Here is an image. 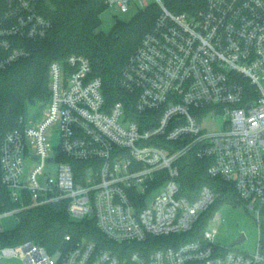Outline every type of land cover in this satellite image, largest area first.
<instances>
[{
  "label": "built area",
  "instance_id": "1",
  "mask_svg": "<svg viewBox=\"0 0 264 264\" xmlns=\"http://www.w3.org/2000/svg\"><path fill=\"white\" fill-rule=\"evenodd\" d=\"M155 2L161 13L121 73L127 98L109 102L90 58L73 52L49 64L45 117L0 139V187L18 204L0 217L66 199L71 219H94L110 244L66 235L72 244L57 258L33 241L0 244V260L264 264L261 242L254 253L223 246L208 226L201 236L184 238L217 193L206 184L198 191L184 187L180 165L191 150L210 159L208 174L233 182L243 203L262 216L264 0H206L192 12ZM38 3L0 0V71L49 32ZM109 3L126 12L131 0ZM149 4L138 0L141 8ZM219 115L223 128L209 132L205 122ZM218 211L212 219L221 218Z\"/></svg>",
  "mask_w": 264,
  "mask_h": 264
},
{
  "label": "trees",
  "instance_id": "2",
  "mask_svg": "<svg viewBox=\"0 0 264 264\" xmlns=\"http://www.w3.org/2000/svg\"><path fill=\"white\" fill-rule=\"evenodd\" d=\"M38 2L40 10L51 21V28L43 38L29 42L28 55L0 71V139L8 131L25 125L29 103H48L49 64L73 52L90 58L93 74L102 79L104 94L109 102L127 98L128 93L120 82L122 70L143 37L154 27L161 13V7L153 1L145 8H140L128 21L117 19L110 31L105 32L101 30V15L109 7V0ZM164 2L174 12H192L206 4V0ZM210 164V159L197 158L193 150L180 163L184 187L190 191H198L206 184L217 193L215 201L202 214L194 230L185 235L186 239L201 236L209 221L223 205L243 203L233 182L208 174ZM0 188V211L18 207L8 196L6 186ZM16 215V226L0 231V244L3 246L33 241L45 246L51 253L60 254L72 244L65 239L66 235H70L73 241L86 238L95 240L100 246L110 244L94 219H71L66 199L29 206L18 211ZM262 217L261 251L264 253V210ZM155 239L150 237L149 240L151 242Z\"/></svg>",
  "mask_w": 264,
  "mask_h": 264
},
{
  "label": "rangeland",
  "instance_id": "3",
  "mask_svg": "<svg viewBox=\"0 0 264 264\" xmlns=\"http://www.w3.org/2000/svg\"><path fill=\"white\" fill-rule=\"evenodd\" d=\"M153 1L155 0H148L149 3ZM140 8L141 6L138 5V0H131L129 11L126 12L122 11L117 3L109 5L101 15V30L109 32L117 19L128 21ZM47 107V103L45 105L29 103L25 114L26 124H31L38 119L44 118L47 113ZM224 120L225 117L219 115L215 119H208L205 125L209 132H218L223 128ZM52 136L49 138V141L52 142L51 145L56 146L59 142L58 134L53 133ZM28 167L29 163H26V170ZM218 213H221V218L218 219L215 217L211 219L208 225V229L216 230L215 239L217 242L223 246H230L244 232L246 238L241 242L234 243L235 248L247 253H254L258 250L262 236V216L258 217L256 212L249 209L244 203L238 205L225 204L219 209ZM16 224V214H8L0 217V228L4 230L13 229ZM55 257L57 258L58 254ZM0 264H22V261L18 257L3 258L0 260Z\"/></svg>",
  "mask_w": 264,
  "mask_h": 264
},
{
  "label": "water",
  "instance_id": "4",
  "mask_svg": "<svg viewBox=\"0 0 264 264\" xmlns=\"http://www.w3.org/2000/svg\"><path fill=\"white\" fill-rule=\"evenodd\" d=\"M245 238H246V234H245L244 232H242V233L240 234V236L234 241V243L241 242V241H243ZM234 243H233V244H234Z\"/></svg>",
  "mask_w": 264,
  "mask_h": 264
}]
</instances>
